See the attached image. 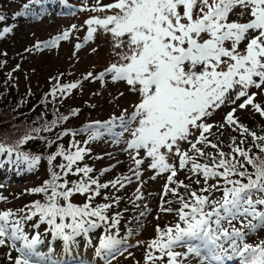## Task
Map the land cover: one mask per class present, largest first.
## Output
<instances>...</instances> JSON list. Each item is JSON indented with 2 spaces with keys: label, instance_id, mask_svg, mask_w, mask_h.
I'll list each match as a JSON object with an SVG mask.
<instances>
[{
  "label": "snow or ice",
  "instance_id": "6c2138e0",
  "mask_svg": "<svg viewBox=\"0 0 264 264\" xmlns=\"http://www.w3.org/2000/svg\"><path fill=\"white\" fill-rule=\"evenodd\" d=\"M28 8L25 4L24 9ZM236 8L240 9L239 16L249 17L245 22L230 19ZM93 11L111 14L85 22L88 25L86 40H91L94 33L102 29L113 38L114 49L122 50L116 53L120 62L111 64L97 78L102 80L111 74L113 82H125L139 99L130 115H126L128 109H124L108 121L86 125V129L92 130L89 140L108 133L118 143L125 132L130 133L125 149L135 164V169L130 171L139 180L140 166L145 157L149 158L148 167L156 175L168 173L162 198L171 193L180 204L176 209L161 207L163 212H175L178 221L164 229L157 225L156 238L148 242L145 264H192V259L196 264H224L231 256H238L240 264H264V240L255 245L245 242L250 232L264 229V210L258 208L264 206V135L248 128L237 115L239 110L250 108L254 114L264 117V102H257V97L264 96V0H112L108 4L97 0ZM28 14L25 11L16 15ZM4 20L5 16L0 14V21ZM11 31L5 27L0 36ZM68 38L69 32L65 31L49 43L55 47L60 40ZM241 44H244L243 49ZM80 47L82 45H76L77 49ZM92 76L88 73L85 78ZM77 87V83L54 86L51 94L55 96L57 91L71 94ZM253 88L256 91H251ZM229 105L232 107L222 122L209 123L218 110ZM71 114L77 115L78 110ZM56 123L52 121L53 125ZM116 128L121 131L115 132ZM225 128L239 134L231 137L228 153L222 150L218 138L216 142L210 138L217 133L222 136ZM67 134L68 131L62 135ZM32 138L26 135L18 143ZM182 144H187L188 148L184 149ZM209 147L215 152L207 151ZM7 151L11 153L13 149ZM89 151L73 142L69 150L61 146L49 157V163L56 156L63 157L67 163L59 167L62 175L67 176ZM22 157L29 168L41 160L40 156L28 154ZM172 157L178 159V165L170 162ZM202 159L207 162H201ZM109 170L103 169L101 175ZM183 170L191 174L186 179L202 177L206 187L192 190L191 184L175 179ZM92 172L93 168L88 165L76 167L73 174H83V177L73 182L72 187H68L67 180L57 183L62 178L61 173L52 172V178L43 186L30 190L44 193L46 202L35 201L30 206V214L22 219L39 215L42 222L52 226L54 236L66 244L80 233L98 227L92 217L108 221L105 213L112 205L92 207L91 200L101 194V189L117 188V185L123 188L125 182L132 181L125 176L100 183L98 178L90 176ZM155 178L154 175L152 179ZM209 179L217 182L209 185ZM193 182L201 183L200 179ZM180 189H184V193ZM136 191L140 193V188ZM213 192H220V197L212 198ZM76 193H88V202L83 206L72 204L70 198ZM136 198L142 199V196ZM59 199L65 204L61 205ZM13 216L11 210L0 212V246L12 242L11 247L19 253L14 264H55L37 252L39 234L30 239L23 231L21 220H13ZM118 217L119 213L112 218V226L119 224ZM57 218L60 223L56 222ZM66 218L71 222L64 223ZM237 220L239 228L233 224ZM18 241L21 242L19 247ZM120 244V240L107 236L100 249L108 250L107 254L114 259V251H119ZM177 247H185L186 251H176ZM9 259H12L10 254Z\"/></svg>",
  "mask_w": 264,
  "mask_h": 264
},
{
  "label": "rangeland",
  "instance_id": "374dc122",
  "mask_svg": "<svg viewBox=\"0 0 264 264\" xmlns=\"http://www.w3.org/2000/svg\"><path fill=\"white\" fill-rule=\"evenodd\" d=\"M111 2L112 0H100L102 4ZM25 4L29 5L27 10L24 9ZM96 7L97 0H39V2L0 0V14L5 16V20L0 21V31H3L5 27L12 29L11 32L0 36V60L4 57V67L15 69V80L20 88H26L30 79L33 86L39 90L42 87L43 89L49 88L52 83H57L56 76L59 79L57 86L77 83L78 87L72 89L71 94L60 91L55 94L61 109L77 108L78 110V114L72 115L65 123L66 129L63 133L68 131V134L61 135V139L66 141L74 139L80 147L90 149L79 163V167L85 165L92 167L93 172L90 176L98 178L100 183L116 178L122 179L125 176L130 177L132 182H125L123 188L117 185V188L101 189V194L91 201L96 206L105 203L112 205L105 213L109 218L108 221L92 218L96 220L98 227L90 229L87 233H80L70 244H66L63 239L54 236L53 230L46 221L22 219L24 216L20 214L24 204L30 199L25 188L44 178L47 174L48 162L43 158L38 165L29 168L22 156H15L2 150L0 151V197L3 199H0V212L11 210L14 213L12 219L21 220L23 231L30 239L39 234L40 243L36 246L37 252L55 264H82V262L83 264H109V260L111 264H145L148 242L156 238L157 225L164 229L178 221L175 212H163L160 210L161 207L176 209L180 207V204L171 193L162 198L168 173L156 175L148 167L149 158L145 157L144 163L140 166L139 180L130 171V169H135L133 159L129 152L125 151L126 141L131 139L130 133L125 132L118 143L114 142L108 133L94 141L89 140L92 130L86 129V125L93 121H108L113 115L119 116L124 109H128L126 115H130L133 105L139 99L138 94L130 91L125 82H113L111 74L105 75L102 80L97 78L111 64L120 62L116 53L122 50L114 49L113 38L102 29H98L91 40H86L88 25L85 22L92 17L103 18L111 14L108 11H93ZM25 11L29 14L16 15ZM239 13L240 9L236 8L230 19L245 22L249 18L247 15L241 17ZM65 31L69 32V38L60 40L57 46L52 47L49 42ZM77 44L82 47L77 49ZM243 47L244 44H241V49ZM14 52H17V55H12ZM31 71L32 75L29 74ZM88 73H92L93 76L86 79ZM251 91L254 92L256 89L253 88ZM121 93L123 95H120ZM257 102H264V96L257 97ZM231 107L229 105L218 110L209 119V123L222 122L224 115ZM237 115L248 128L260 135L264 133V117L254 114L250 108L246 111L239 110ZM132 126L135 127V124ZM100 131L103 132L104 129L101 128ZM114 131L120 132L121 129L116 128ZM213 131L215 132L216 129ZM73 132L77 134L73 136ZM238 135L225 128L222 136L217 133L210 138L213 142H216L218 138L222 150L228 153L231 137H238ZM85 141L88 143L85 144ZM249 144H251V138H249ZM182 147L187 149L188 145L182 144ZM207 151L215 152L210 147ZM140 155L144 156L143 151ZM170 162L178 165V159L175 157H172ZM201 162L207 161L202 159ZM113 165L115 167H112ZM103 169L110 170L101 175ZM74 172L75 167L73 166ZM73 173H71L72 176L76 175ZM154 175L156 178L152 179ZM190 175L187 170L179 171L175 179L191 184L192 190L198 191L201 187H206L202 177L186 179ZM78 177L81 180L83 174H79ZM195 179H200L201 183L195 184L193 182ZM216 182V179H209L207 183L211 185ZM220 183L223 184V181L221 180ZM137 188H140V193H137ZM180 192L184 193V189H180ZM137 195H141L142 199H137ZM220 195V192H213L212 198L218 199ZM106 196L108 199H105ZM117 198L118 202H116ZM72 200L77 203L84 202L88 200V193H76ZM258 208L264 210V206H258ZM117 213H119V224L112 226V218ZM57 220L60 221L59 218ZM64 223H69L68 218L64 220ZM233 224L240 227L239 220L233 221ZM65 231L70 233L71 229H65ZM107 236H113L121 241V244L117 246L119 251H114V259L107 254L108 250L100 249L102 240ZM261 240H264V229L250 232L245 237V242L253 245ZM11 243L8 241L5 246H0V264H14L15 257L19 255L11 247ZM20 243L17 242L18 247ZM176 251L184 252L186 248L177 247ZM9 254L12 257L11 260ZM229 255L231 256V253ZM229 261H232L231 264H238L240 258L231 256V259L224 260V264ZM192 264H196L195 259H192Z\"/></svg>",
  "mask_w": 264,
  "mask_h": 264
},
{
  "label": "trees",
  "instance_id": "16d2710c",
  "mask_svg": "<svg viewBox=\"0 0 264 264\" xmlns=\"http://www.w3.org/2000/svg\"><path fill=\"white\" fill-rule=\"evenodd\" d=\"M17 52H14L12 55H17ZM4 64L5 58L3 57L0 60V145L3 146L6 152H8L7 149L9 148L13 149L10 154H14L15 156H22V154L40 156L41 159L44 158L48 162V170L44 178L34 183V185L25 188L26 193L28 192L30 195V199L24 204L20 214L21 216L27 217L30 214V206L35 201L45 203L47 200V196L44 193H34L30 190L43 186L45 181L52 178V172L61 173L62 178L57 183H63L67 180L68 187H72L73 182L80 181L78 175L72 176L71 173L67 176L62 175V170L59 165L67 163L63 157L56 156L49 163V157L56 154L61 146L63 149L69 150L70 145L75 142L74 139L66 141L65 139H61L60 136L66 129L65 123L72 116V111L77 110V108L61 109V105L56 97L51 94L54 86L59 87L57 86L59 81L58 76L55 78L57 79V83H52L46 89H43V87L40 90L37 89L30 82L31 79L26 88H20L15 80V69L12 67H4ZM29 74L32 75V71ZM62 116H68L69 118L62 120L60 119ZM54 120L57 121L55 125L52 124ZM46 127L50 130H45ZM36 129H39V131H35ZM26 135H31L33 138L23 144H19L18 142ZM71 151H75V149H71ZM253 151L260 154L255 148H253ZM80 162L74 165V167H79ZM249 171H252L250 166ZM73 196L70 199L74 205L83 206L88 202L86 200L77 203L72 200ZM59 203L63 205L65 201L59 199ZM91 206L96 207V204L91 201ZM35 219L41 221L39 215L26 220ZM68 221L70 223L71 219L68 218ZM56 222L60 223L58 220ZM48 226L52 230V226L49 224Z\"/></svg>",
  "mask_w": 264,
  "mask_h": 264
},
{
  "label": "bare ground",
  "instance_id": "6f19581e",
  "mask_svg": "<svg viewBox=\"0 0 264 264\" xmlns=\"http://www.w3.org/2000/svg\"><path fill=\"white\" fill-rule=\"evenodd\" d=\"M231 262H232V261H229L227 264H231ZM238 264H240V262H239Z\"/></svg>",
  "mask_w": 264,
  "mask_h": 264
}]
</instances>
